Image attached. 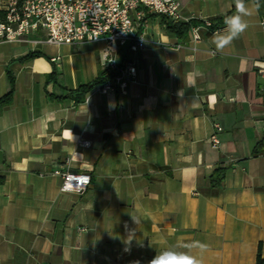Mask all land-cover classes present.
Returning <instances> with one entry per match:
<instances>
[{"label": "crops", "instance_id": "crops-1", "mask_svg": "<svg viewBox=\"0 0 264 264\" xmlns=\"http://www.w3.org/2000/svg\"><path fill=\"white\" fill-rule=\"evenodd\" d=\"M177 1L180 21H193L185 36L147 13L135 80L80 102L70 91L99 76L103 41L0 38V97L14 77L0 108V264H150L165 250L264 264V145L252 153L264 142L262 16L244 0L248 28L219 52L213 35L226 25L205 23L234 1ZM29 52L39 55L19 59ZM63 170L89 173L90 185L61 190Z\"/></svg>", "mask_w": 264, "mask_h": 264}, {"label": "built area", "instance_id": "built-area-1", "mask_svg": "<svg viewBox=\"0 0 264 264\" xmlns=\"http://www.w3.org/2000/svg\"><path fill=\"white\" fill-rule=\"evenodd\" d=\"M147 13L172 22L181 19L177 0H5L0 2V38L11 41L43 30L45 41L51 44L101 40V81L95 88L101 93L124 92L137 77V53L145 46L141 27ZM192 35L200 37L196 27ZM255 67L264 74V59L255 61ZM215 129L220 126L215 124ZM212 139L216 141L214 134ZM78 144L86 147L90 141L79 138ZM57 172L63 191L83 193L91 183L87 172Z\"/></svg>", "mask_w": 264, "mask_h": 264}, {"label": "trees", "instance_id": "trees-1", "mask_svg": "<svg viewBox=\"0 0 264 264\" xmlns=\"http://www.w3.org/2000/svg\"><path fill=\"white\" fill-rule=\"evenodd\" d=\"M233 6L231 8V10H229L226 14L222 15V16H218L213 22L212 25H210V29H215L218 26H220L221 24L224 23V20L226 17L230 16L231 13H233L236 10V3L235 0H233ZM256 1V5H257V0ZM260 7L257 8L259 13L261 14L262 17H264V0H258ZM161 22L164 24L165 28L167 31L183 37L185 36L188 28L190 27V25L192 24L193 21H189V22H184V21H178V22H172L171 20L166 19L164 16H161ZM39 55V53L37 52H29L23 56H21L19 59L24 60V59H29L33 56ZM54 74L55 71L51 72V74L49 75V77L54 78ZM9 77V81L11 83V88L10 90L5 93L4 95H2L0 97V108L8 105L11 103L12 101V92H13V84H14V77L11 74H8ZM101 81V77L100 74L97 78L93 79L90 82H87L85 84L80 85L78 88H76L75 90H71L70 91V95L74 97L75 101L80 102L84 99V95L90 91L93 87H95L99 82ZM262 145H264V142H262L261 140H259L257 142V144L254 146V149L252 151L253 154H257L261 152V147ZM225 171H226V167L224 166H217L212 173L209 176V182L212 186H217L220 185V183L222 182L224 175H225ZM257 263H264V259H262L260 257V253L258 252L257 254Z\"/></svg>", "mask_w": 264, "mask_h": 264}, {"label": "clouds", "instance_id": "clouds-1", "mask_svg": "<svg viewBox=\"0 0 264 264\" xmlns=\"http://www.w3.org/2000/svg\"><path fill=\"white\" fill-rule=\"evenodd\" d=\"M235 3L236 13L226 17L224 20L226 28L213 35V43L216 46V51L222 52L226 46L230 45L233 40L239 38L248 28V23L244 17L250 15V12L245 6L244 0H235ZM256 6L257 8L260 7L258 0ZM197 247L203 250L206 249L207 245L198 243ZM150 264H201V261L197 257L187 253L165 250L156 255L150 261Z\"/></svg>", "mask_w": 264, "mask_h": 264}]
</instances>
